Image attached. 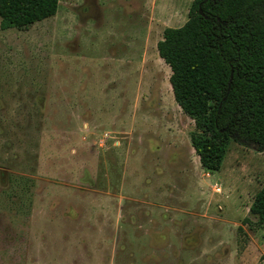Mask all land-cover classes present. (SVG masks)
<instances>
[{
	"label": "rangeland",
	"instance_id": "rangeland-1",
	"mask_svg": "<svg viewBox=\"0 0 264 264\" xmlns=\"http://www.w3.org/2000/svg\"><path fill=\"white\" fill-rule=\"evenodd\" d=\"M190 3L58 0L0 28V264H264V150L202 166L157 53Z\"/></svg>",
	"mask_w": 264,
	"mask_h": 264
},
{
	"label": "trees",
	"instance_id": "trees-1",
	"mask_svg": "<svg viewBox=\"0 0 264 264\" xmlns=\"http://www.w3.org/2000/svg\"><path fill=\"white\" fill-rule=\"evenodd\" d=\"M57 3L0 0V28L49 17ZM189 7L182 24L163 26L157 53L169 66L173 99L195 119L190 143L201 165L215 170L228 140L264 150V0H191ZM248 211L255 224L264 221V180Z\"/></svg>",
	"mask_w": 264,
	"mask_h": 264
},
{
	"label": "water",
	"instance_id": "water-1",
	"mask_svg": "<svg viewBox=\"0 0 264 264\" xmlns=\"http://www.w3.org/2000/svg\"><path fill=\"white\" fill-rule=\"evenodd\" d=\"M199 10L202 11L201 7H199ZM230 81H231V74L229 75V85H230Z\"/></svg>",
	"mask_w": 264,
	"mask_h": 264
}]
</instances>
